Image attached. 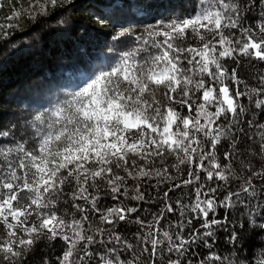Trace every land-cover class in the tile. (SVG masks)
Returning <instances> with one entry per match:
<instances>
[{
	"label": "snow or ice",
	"instance_id": "1",
	"mask_svg": "<svg viewBox=\"0 0 264 264\" xmlns=\"http://www.w3.org/2000/svg\"><path fill=\"white\" fill-rule=\"evenodd\" d=\"M73 6L27 0L0 40ZM124 6L0 118V264H264V0Z\"/></svg>",
	"mask_w": 264,
	"mask_h": 264
},
{
	"label": "trees",
	"instance_id": "2",
	"mask_svg": "<svg viewBox=\"0 0 264 264\" xmlns=\"http://www.w3.org/2000/svg\"><path fill=\"white\" fill-rule=\"evenodd\" d=\"M113 0H74L67 10L56 8L46 17H38L22 30L9 29L0 40V118L46 97L64 82L63 77L82 62L76 53L74 37L81 25L102 32L94 15ZM121 13L131 18V9L149 0H122ZM164 2V0H159ZM0 24L12 8L19 9L27 0H0ZM63 21V22H61Z\"/></svg>",
	"mask_w": 264,
	"mask_h": 264
}]
</instances>
